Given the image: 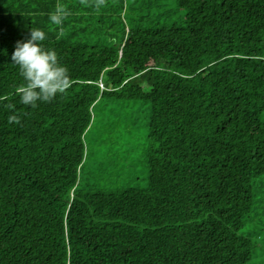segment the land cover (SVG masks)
<instances>
[{"label": "trees", "instance_id": "obj_1", "mask_svg": "<svg viewBox=\"0 0 264 264\" xmlns=\"http://www.w3.org/2000/svg\"><path fill=\"white\" fill-rule=\"evenodd\" d=\"M34 28L69 71L64 93L36 108L11 59ZM137 102L150 105L142 179L115 158L114 118L90 137L97 117ZM256 257L264 0H0V264Z\"/></svg>", "mask_w": 264, "mask_h": 264}, {"label": "clouds", "instance_id": "obj_2", "mask_svg": "<svg viewBox=\"0 0 264 264\" xmlns=\"http://www.w3.org/2000/svg\"><path fill=\"white\" fill-rule=\"evenodd\" d=\"M64 16L63 9L58 8L50 16V20L54 24H62ZM30 32L29 40L17 43L11 59L25 81L19 89L21 102L36 108L40 103L51 102L64 93L69 82V71L60 62L56 51L44 46L46 32L39 28ZM10 122L19 123V120L12 116Z\"/></svg>", "mask_w": 264, "mask_h": 264}, {"label": "rangeland", "instance_id": "obj_3", "mask_svg": "<svg viewBox=\"0 0 264 264\" xmlns=\"http://www.w3.org/2000/svg\"><path fill=\"white\" fill-rule=\"evenodd\" d=\"M129 106H130L129 108L127 107L123 111H120V109L118 108V110L116 111L117 115H115L116 114L115 112L113 114L105 113L106 115L104 118V122L102 123L100 122V117H97L96 127L97 126L99 127H97L96 130L90 134V137L92 135L94 138H98L99 141V132L101 128L102 127L106 129L108 128L107 127L109 125L108 116L110 118H114L115 139L113 138L114 139L113 144H114L115 158L117 156L118 159L123 161L128 156L127 158L128 162H130L132 159L135 160L137 162L136 172L138 173L139 177L142 179L144 175L147 174L146 172L148 171L145 149L147 147L148 135H149L150 105L137 102L135 104H130ZM93 144H94L93 140L88 138L87 147L91 149L93 147L92 146ZM93 148L96 147L94 146ZM101 148L103 149L104 147L101 146ZM90 153L92 154L93 151ZM102 156H105V154L104 153L101 154L100 156L101 159L103 158ZM89 163L90 162L88 161L87 168L91 167V164ZM260 249L261 247H259L258 250ZM257 257L255 258L253 263L264 264L263 257H259V258Z\"/></svg>", "mask_w": 264, "mask_h": 264}]
</instances>
